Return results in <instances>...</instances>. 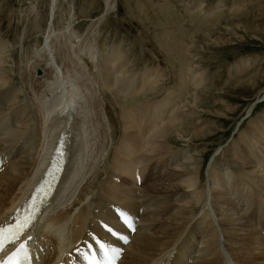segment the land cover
<instances>
[{"label":"bare ground","instance_id":"obj_1","mask_svg":"<svg viewBox=\"0 0 264 264\" xmlns=\"http://www.w3.org/2000/svg\"><path fill=\"white\" fill-rule=\"evenodd\" d=\"M221 2L223 3V1ZM57 4V0H49L48 9L46 8L49 10V20L45 34L43 33L44 41L38 48L31 51V58L34 60L31 63L40 65L42 61L46 62L44 68L48 64L47 70L50 73L48 78L45 77L47 74L36 77L31 72L30 89L34 96H39L34 99L36 100L34 103L39 104L38 111L32 109L34 113L26 116L23 114L22 104L21 107L20 104L15 107L17 100L19 101L18 97H22V93L14 88L16 86L6 88L8 93L14 92V94H10L4 99V102L0 100V221L18 206L30 191L32 183L38 177L40 167L51 155L59 133L62 130L73 131L78 141H82V149L78 155H81L78 158L79 164L77 165L79 166L71 181L62 184L59 194L61 196L48 205L40 227L34 231L36 239L39 241L37 247L43 249L40 256L35 259L36 264H88L75 252V249L85 239H91L93 234L106 236L112 248L121 249L116 264H264V157L260 158L259 156V153H264V135H260L263 130H259V124L264 123V113L262 117H258L259 123L252 124L251 128H247L243 133V138L238 142L239 144L237 142H235V146L231 143L228 144L225 155L239 161L241 170L231 169V166L235 168L236 164L232 160L229 165L228 161L226 167L220 166L218 170H212L213 172L208 175L209 189L206 187L202 190L199 167L203 158L200 157L202 160L199 162L200 159H197L196 155L200 156L204 152L202 149L204 147L201 149L192 148L197 146L196 144L191 146L190 150L189 148L175 150L172 149L174 143L170 141L172 129L182 132L183 137L188 136V142H191L204 139L209 135L210 130L216 127L212 128L213 125L210 124L213 123L214 117L207 121L206 119L193 118L197 121L192 122V126H187L188 122L184 123L183 118L186 120V115H189L186 114L187 112H180L179 106L175 105L177 99L175 95H177L179 87H185L186 77L193 80L196 76L192 66L179 62L183 69L180 72L181 79L179 78L178 88L168 90L161 99L156 98L157 100H155L154 97V101H150L142 98V102L139 103V98H136L141 94L144 95L142 92L152 91L153 94L156 93V89L160 88L159 71H153L150 67L145 66L146 69L143 71L132 73L130 70L128 73L124 70L123 65H119L123 63L117 58L118 50L116 52L114 46H111L113 48L108 46L110 50L108 48L106 49L108 51L102 53L96 37L91 36L93 39L86 41L87 37V39L84 38L86 42L81 41L71 28L74 13L72 12L71 15L73 10H69L67 7L72 5V1L66 7L70 14L68 20L64 21L66 25L63 24L61 28H57L55 25ZM114 6L115 4L105 0V13L113 9ZM212 6L210 5V7ZM37 7L36 3L28 7L35 14L33 20L35 27H39L41 21L37 10L40 7ZM18 11L20 10L18 9ZM167 12H169L168 9ZM222 16H224L223 11ZM99 19L101 18L95 22V30L98 28ZM225 30L234 33L230 26L226 25ZM54 31L57 34H53ZM164 32L163 35L169 37L167 31ZM169 42L172 43V40L161 41L160 45L168 50H166V55L171 61L172 53L169 52L172 47L168 45ZM185 44L187 45V43ZM7 47L9 46L7 45ZM188 50L190 51V49ZM4 52L0 50V85L8 84L12 80L9 74L10 68L7 69L4 64L8 62L5 60L7 57L3 58ZM174 52L178 53L179 60L183 61L180 47ZM189 53L185 54L189 55ZM85 58L90 62L91 68ZM30 67L32 68L31 65ZM11 68H15V65ZM185 71L187 74H184ZM170 72L169 75H171ZM244 72L240 76L237 75L236 83L249 84L250 80L254 79L245 77V75L241 76ZM202 79L203 76L199 73L198 81H191L195 89L202 84L200 83ZM168 81L170 80L168 79ZM21 86L24 87V84ZM103 88L113 93L115 101L121 109L123 131L122 136L118 133V136H121L118 143L115 141L117 133L115 134L110 118L111 114L107 113L106 100L108 99L103 96ZM205 88L207 89L206 85ZM104 93L106 94V92ZM263 93L264 91L258 98ZM191 94L193 95V93ZM187 98L189 97L187 96ZM125 103L130 106H125ZM215 108L219 110L218 108L221 107ZM28 110L31 112L29 108ZM231 110L226 111L231 112ZM182 111H185V108ZM7 122H9V126ZM252 122H256V120L252 119L250 123ZM216 123L218 122L216 121ZM256 127L258 131L255 129ZM262 127H264L263 124H261ZM179 132L177 133L181 135ZM25 137H32L36 143L29 151L24 148V142L20 143ZM174 137L172 135L171 140ZM12 143H20L21 147L8 153L9 158L5 159L4 150L11 149ZM111 145L114 146L115 155L108 164L107 157L113 148L110 147ZM22 151L23 153H21ZM102 161L103 163L105 161L106 166L108 165V168H104L106 175L103 182L97 192H91L92 195L73 212V208L76 206L75 201L81 197L82 187L84 185L92 187L90 184L88 185L89 176H91L90 179H93L95 174L97 176V168L101 166ZM137 174L141 176V179L137 178ZM254 188L258 191L257 193L249 191ZM203 191L209 193L207 199L210 200L211 213L199 210L200 213L197 216L198 208L203 210L208 203ZM201 203H204V206H201L203 205ZM111 204L120 205L127 211V215L131 217L134 225V233L118 222L110 210ZM100 221L116 225L123 236L127 237V240L111 237L100 228ZM105 261L106 259L102 258V264H105Z\"/></svg>","mask_w":264,"mask_h":264},{"label":"rangeland","instance_id":"obj_2","mask_svg":"<svg viewBox=\"0 0 264 264\" xmlns=\"http://www.w3.org/2000/svg\"><path fill=\"white\" fill-rule=\"evenodd\" d=\"M60 1L61 0L59 1L57 0L58 7H57V15L55 18V25L57 28L59 27L61 28V25L63 24L66 25L65 22L68 20V16L70 15L68 11L72 9L73 11H71V15L73 13L74 15L72 17L73 18L72 25L71 23L70 25H71V28L75 31V33H77V35L80 37L81 41L84 40V42H86V41L93 39V37L91 36L96 37L97 44H99V49L102 50V53L108 51L106 49H108L109 47L114 46V48L116 49V52L118 50L117 58H119V61H122L123 63V64L120 63L119 65H123L124 70L128 71V73L130 72V70L132 71V73L136 71L137 72L143 71L144 69H146L145 66L148 68L150 67V69H152L153 71H156V72L159 71L158 73L160 74V76H159L158 81H159L160 88L156 89L157 90L156 93H153V94L151 93L152 91L142 92L144 93V95L141 94L140 97L136 98V99L139 98L138 99L139 103L142 102L143 100L142 98L149 99L150 101H154V97H155V100H157L158 98L161 99L162 96L166 94L168 90H173L174 88H178L179 78L181 79L180 72L183 69V67L181 69L179 62L185 63L187 65L189 64L188 66L190 65L192 66L194 70L193 73L196 75L193 78L194 81H198L197 75L201 73L203 76V79H202V82L200 81L199 82L202 84H200L201 87H199L200 85H198L196 89H195V86L191 83V81L193 80H190L186 77L185 87H182V88L179 87L178 89L179 91H177V95H175L177 96L175 105L179 106L180 112H184V113L187 112L186 114L189 115V116L186 115L188 119L186 118L185 120L183 118L184 121L182 120L184 123H186V121L188 122L186 123L187 126L188 125L192 126L193 123L197 121L194 119H198V120L206 119L207 121V120L213 119L214 117V119L212 120L213 123H210V124L213 125L212 128H214V126L216 127L214 129H211L209 132V135L206 136L204 139L194 140L191 142H188V138H187L188 136L183 137V134H181L182 132L180 133L176 129H172L170 132L171 139H172V135L173 137L175 136L173 140L170 139L171 143H174L172 144L173 145L172 149L177 150L178 148L179 149L189 148L190 150L191 146H194L196 144L197 146H194L192 148L201 149L202 147H204L202 148L204 149L203 150L204 152L201 153L200 156L196 155L197 159L198 158L200 159L199 162H201L202 160L200 157L203 158L202 164L199 167L200 168L199 169L200 178H201L200 183H201V186L203 187L202 190L206 187H207L206 189H209L208 188V184H209L208 175H210L213 172L212 170L214 169L218 170L220 166L226 167V163H228V161H229V165H231L232 160L236 164L235 166L236 169L233 166H231L232 168L230 167L231 169L237 170V171L241 170L239 161H237L233 157L231 159L230 156H227L225 154L228 148V144L231 143V145L235 146L236 145L235 142L237 143L240 142L241 141L240 139L243 138V133H245L247 128H251L252 124L259 123L260 120L258 117H262L264 113V99L262 100V98L264 97V93L260 96V98H258L259 95L264 91V67H263L264 66V0H219L220 2L217 0H153V1L152 0H138V1L137 0H134V1L132 0H111V1L108 0L111 4L112 3L115 4V6L113 7V9H111L107 13H105V0H62L61 2ZM71 1H72V5H69L71 4ZM221 1H223V3ZM34 3H36V6H38L37 8L40 7L39 9H37L39 11V14L41 15V16L39 15V18L41 20L39 27L34 26L33 20L35 18V14L33 11L31 12L28 9V7H30V5L31 4L33 5ZM60 3L62 5L64 3L65 4L62 6ZM136 3L137 4L139 3V4L137 5ZM48 4H49V0H0V50H2V52L5 51L3 58L7 57L6 59L5 58L4 59L8 61L7 63H10L8 65L7 63H4V64H6L7 69L10 68L9 74L11 75V79H12L10 80L8 84L0 85V100L4 102L5 98L9 97L10 94L11 95L14 94V92L8 93L6 88L16 86L14 88L17 91H20L22 93L21 94L22 97H18L19 101L17 100L15 107H18L19 104L21 107V104H22L23 114H26V116H29L30 114L34 113L35 109L36 111H38V106H39V104H35L37 102L34 103V101H36L34 99L38 98L39 96H34L30 89V77L32 74L31 72H33L32 75H35L36 77L42 74L43 75L47 74L46 76L45 75L44 76L48 78L50 76V73L47 70L48 64L46 68H44V65H46V62L43 63L44 61H42L40 65H35L31 63L34 61L31 58L32 57L31 51L34 48H38L44 41L43 33L45 34L47 23L49 20V10H47L48 9L47 6H49ZM210 5H213V6L210 7ZM61 6L62 8H60ZM66 7L69 9L68 11ZM59 8L60 10H63V11L61 12L60 10H58ZM18 9L20 11H18ZM167 9L169 12H167ZM213 9L216 11H214ZM220 9H221V13H220ZM222 11H223L224 16H222ZM43 12L44 13L46 12V13L44 14ZM58 12L61 14L59 15ZM136 12L138 13L136 14ZM205 15L207 18L205 17ZM141 16L142 18H144V20H142ZM98 18H101L99 19L97 23V26H98L97 30L100 29L99 31L94 29L95 22L96 20H98ZM193 20L195 21V23ZM239 21H242V22H239ZM149 24L151 25V27ZM226 25L232 27L234 33H230L227 30H225ZM164 31H167L169 37H167L166 35H163V33H165ZM89 33H90V36H89ZM39 34L41 35L38 36ZM53 34H57V33L54 31ZM84 38L87 40L85 41ZM164 40H172V43L169 42L168 44L169 46L171 45L172 47V49L169 48L171 50V52L169 53H172L171 61H170V58H168L166 55L167 49L164 48V46L160 45V42ZM6 42L8 43L6 44ZM185 43H187V45ZM7 45L9 47H7ZM178 46L181 49V55H183L181 59L183 61H180L179 54L178 53L175 54L176 52H174L177 49H179ZM188 49H190V51L192 52H190ZM160 51L163 54H161ZM122 52L124 55L122 54ZM7 53H10V54H7ZM185 53L186 54L189 53V55H186ZM15 56L16 58H14ZM127 57L129 58V60ZM19 59L21 60V62ZM244 59L245 60L247 59V60L245 61ZM85 60L88 63V66L91 68L92 66L90 62L87 60V58H85ZM14 65H15V68H11ZM30 65L32 66V68L30 67ZM197 67H201V68L198 69ZM39 69L40 71L38 72ZM169 72L171 73V75H173L172 77L171 75H169ZM243 72L244 74H242L241 76L244 77L245 75V77L254 78L250 80L251 83L249 84L248 83H236V79ZM184 74H187L186 71L184 72ZM18 76L20 77V79ZM168 79L170 81H168ZM113 81L115 80L113 79ZM204 82H206V84H204ZM112 83H115V82H112ZM23 84L25 88L21 86ZM205 85L207 89L206 88L204 89ZM164 86H167V87L165 88ZM104 92H106V94ZM190 92L193 93V95ZM103 96L105 97V99H108L106 100L107 107H108L107 113L109 115L111 114L110 118L113 123V127L115 129V134L117 133L115 135V141L116 143H118L121 139L122 131H123V128H122L123 121L121 120L122 118L120 115L121 109L119 105L116 103L115 101L116 98L114 97L113 93L103 88ZM107 96L109 97L107 98ZM187 96L190 99L187 98ZM194 100H195V103H194ZM33 105L35 106V108H33L34 107ZM127 105L128 104L125 103V106ZM129 106L130 105H128V107ZM215 107H221V108H218L219 110L220 109L221 110L219 111ZM28 108L31 110V112L28 110ZM184 108H185V111H182L184 110ZM228 109H232L234 112L232 110L231 112L226 111ZM213 112L217 114H214ZM190 113L192 114V117ZM220 115H222V117H220ZM118 117L120 121L118 120ZM32 118H33V115H32ZM252 119H255L256 122L250 123ZM216 121L218 123H216ZM7 124L9 126V122H7ZM261 124L264 125V123L259 124V128H260L259 130H263L261 131V134H260L262 136L264 135V127L261 128ZM39 127L41 130L40 124H39ZM255 129L258 131L257 127ZM177 132H179L181 135H179ZM118 133L121 135L120 137L118 136L119 135ZM21 142L25 143L24 148H26V151H29L36 144L32 140V137H25L24 139L20 141V143ZM198 142H200L201 144ZM20 143L19 144L12 143L11 149L4 150L5 159L9 158L7 156L8 153H10L11 151L14 152L20 149L21 147ZM185 143L188 145H186ZM110 147H113V148H111L109 155L107 157V160L109 162L108 164H110V162L112 161V158L115 155L114 146L111 145ZM21 153H23V151ZM257 155H258V152H257ZM259 156L260 158L264 157V153H259ZM104 163L102 161L101 166L97 168V171H98L97 176L96 174L93 175V179H90L91 176H89L88 185L90 184L92 187L87 186V185H84L82 187L83 189L80 192L81 197L77 201V203H75L76 206L73 208V212L77 210V208L87 198H89L90 195H92L91 192H97L100 184L103 182L102 181L103 178L106 175L104 168H108V165L106 166V164ZM234 174L237 175V173H234ZM249 191L250 192L253 191L255 193L258 192L255 188ZM207 192L208 191H206L205 193L203 191L204 195L206 194L205 197L208 203L207 205H205L204 207L205 209L203 208L202 210V208L201 209L198 208V211H196L197 216H199L198 213H200L201 211H208L209 213H211V206L209 207L210 200L207 199L209 198V196L207 195L209 193ZM81 198H84V199H81ZM201 204H203L201 206H204V203H201Z\"/></svg>","mask_w":264,"mask_h":264},{"label":"snow or ice","instance_id":"obj_3","mask_svg":"<svg viewBox=\"0 0 264 264\" xmlns=\"http://www.w3.org/2000/svg\"><path fill=\"white\" fill-rule=\"evenodd\" d=\"M123 221L127 225L129 229L134 230V225L132 222L131 217L127 216L126 214L123 216ZM4 231L5 229L3 227H0V249H2L4 245ZM19 232L20 229H17L12 233V236L8 238V243H15V240L19 238ZM115 234V233H114ZM125 241L127 240V237H121ZM31 239V237H29ZM100 247L104 249L106 246L104 244H100ZM108 251L112 253L111 258L107 259L105 261V264H116V259L119 256V253L121 252V249L118 248H108ZM23 252V255L21 256L20 253ZM29 256L27 251L25 250V245L21 244L20 247L16 250V252L12 253L10 256L7 257V259L0 261V264H22L23 261L28 260Z\"/></svg>","mask_w":264,"mask_h":264},{"label":"water","instance_id":"obj_4","mask_svg":"<svg viewBox=\"0 0 264 264\" xmlns=\"http://www.w3.org/2000/svg\"><path fill=\"white\" fill-rule=\"evenodd\" d=\"M40 71V69L38 70V72ZM264 99V97L262 98V100Z\"/></svg>","mask_w":264,"mask_h":264}]
</instances>
